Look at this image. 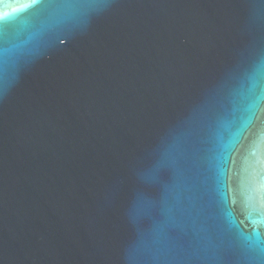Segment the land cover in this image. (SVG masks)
<instances>
[{
    "label": "water",
    "instance_id": "1",
    "mask_svg": "<svg viewBox=\"0 0 264 264\" xmlns=\"http://www.w3.org/2000/svg\"><path fill=\"white\" fill-rule=\"evenodd\" d=\"M0 17V264H264V0Z\"/></svg>",
    "mask_w": 264,
    "mask_h": 264
},
{
    "label": "snow or ice",
    "instance_id": "2",
    "mask_svg": "<svg viewBox=\"0 0 264 264\" xmlns=\"http://www.w3.org/2000/svg\"><path fill=\"white\" fill-rule=\"evenodd\" d=\"M38 2V0H37ZM4 16L6 17L7 16V13L4 14ZM4 17H0V20H2Z\"/></svg>",
    "mask_w": 264,
    "mask_h": 264
}]
</instances>
